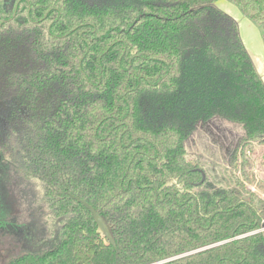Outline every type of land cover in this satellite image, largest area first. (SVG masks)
I'll return each mask as SVG.
<instances>
[{"label":"trees","instance_id":"obj_1","mask_svg":"<svg viewBox=\"0 0 264 264\" xmlns=\"http://www.w3.org/2000/svg\"><path fill=\"white\" fill-rule=\"evenodd\" d=\"M218 1L0 0V150L21 191L6 227L25 245L6 264H264L249 190L204 222L183 189L199 124L264 145V83ZM226 1L264 45V0Z\"/></svg>","mask_w":264,"mask_h":264},{"label":"rangeland","instance_id":"obj_2","mask_svg":"<svg viewBox=\"0 0 264 264\" xmlns=\"http://www.w3.org/2000/svg\"><path fill=\"white\" fill-rule=\"evenodd\" d=\"M224 3L231 5L239 13V17H242L236 6L226 0H219L215 6L218 9H224ZM245 19L244 17L243 24ZM248 21L254 25L257 34L254 33L253 36L249 37V40L251 39L250 41L255 44H259V41L263 44L261 29L252 21ZM243 24L241 30L237 22L241 40L243 39L241 32L246 34ZM248 34H252L250 30ZM242 135L243 131L239 126L220 118H213L208 122L199 124L184 144L187 157L197 160L202 173L187 175V184L192 186L187 187L184 184L183 189L191 191L197 199L199 214L202 221L205 222L207 215L212 211L235 203L236 197L233 193L238 188L236 183L240 182L252 193L257 202L263 217L260 230L264 232V145L253 141L242 150H237ZM173 182L175 184V181L170 180L167 185H171ZM9 184L14 185L15 182L11 180ZM179 188L181 187L179 186ZM7 189L9 197L6 196V189L0 191V200L2 199V203L4 202L6 206L12 202L13 193L18 196V193L21 192L19 189L13 190L11 187ZM206 196H210L207 205H205ZM16 205L18 207V204ZM12 208L14 209V206ZM10 213L12 214V212ZM2 217H4L3 213L1 214ZM33 224L38 223L35 221ZM22 250L21 243L14 235L0 231V264H6L9 257L15 256Z\"/></svg>","mask_w":264,"mask_h":264},{"label":"crops","instance_id":"obj_3","mask_svg":"<svg viewBox=\"0 0 264 264\" xmlns=\"http://www.w3.org/2000/svg\"><path fill=\"white\" fill-rule=\"evenodd\" d=\"M223 6L225 8L220 9V10H222L223 12H225L226 14L231 16L235 21H237L239 23L240 29L242 30V24H243L242 21L244 20V16L240 13L242 16L240 18L239 13L231 5H229L227 3H224ZM246 19H245L244 24H243V25H245L244 32L246 31V34L245 33L243 34V31L241 32L242 38H243L242 42H243L246 50L252 56L255 69L257 70V72L261 76V79L264 83V46L260 41H259V44H255L252 41H250L251 39L249 40L250 36H253L254 33L256 34V29H255V27H253L254 25H252L248 21V19L246 21ZM249 30L251 31L252 34H248Z\"/></svg>","mask_w":264,"mask_h":264},{"label":"flooded vegetation","instance_id":"obj_4","mask_svg":"<svg viewBox=\"0 0 264 264\" xmlns=\"http://www.w3.org/2000/svg\"><path fill=\"white\" fill-rule=\"evenodd\" d=\"M12 4H13V0H6L4 7L6 8V10H9L10 7L12 6ZM6 105H7V103H6ZM9 163H10V161H9V157H8L7 153L3 150H0V188H1L0 191H4L6 189V176L8 175V172H9V166H10ZM0 210H4L3 211L4 217H2V218L0 217V231L6 232V234H9L7 227H6L8 222L6 221V218H5L6 217V205L4 204V202L0 203ZM4 218H5V220H4ZM259 231H261V230H259ZM24 246H22V247L24 248ZM8 259H7V261H8ZM7 261H6V263H7Z\"/></svg>","mask_w":264,"mask_h":264},{"label":"water","instance_id":"obj_5","mask_svg":"<svg viewBox=\"0 0 264 264\" xmlns=\"http://www.w3.org/2000/svg\"><path fill=\"white\" fill-rule=\"evenodd\" d=\"M248 54L250 56L252 64L254 65L252 56L250 55L249 52H248ZM72 198H74L78 203H80L81 205H83L86 208V210L91 214V216H92L94 222L96 223L98 230L101 232V234L109 241L110 244L114 245V241L110 235L109 226L106 224L104 219L92 208V206H90L85 201H83L79 198H76V197H72ZM230 241H232V239Z\"/></svg>","mask_w":264,"mask_h":264}]
</instances>
